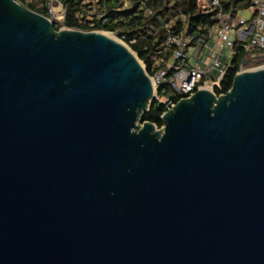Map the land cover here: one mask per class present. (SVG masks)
Here are the masks:
<instances>
[{
	"label": "water",
	"instance_id": "water-1",
	"mask_svg": "<svg viewBox=\"0 0 264 264\" xmlns=\"http://www.w3.org/2000/svg\"><path fill=\"white\" fill-rule=\"evenodd\" d=\"M132 51L0 0V264H264V67L157 129Z\"/></svg>",
	"mask_w": 264,
	"mask_h": 264
},
{
	"label": "trees",
	"instance_id": "trees-1",
	"mask_svg": "<svg viewBox=\"0 0 264 264\" xmlns=\"http://www.w3.org/2000/svg\"><path fill=\"white\" fill-rule=\"evenodd\" d=\"M23 6L46 15L47 0H17ZM61 0L65 8L61 22H54V29L69 27L84 31L103 30L114 32L135 52L145 66L148 75L167 68L173 51L164 48L169 34L185 33L191 44L201 38L206 40L210 29L215 25L213 13H205L198 0ZM225 12L231 17L249 6L248 0H219ZM103 14L98 17L99 14ZM167 24V26H165ZM264 63L261 54H247L240 44L232 47L225 73L213 86L216 95L226 93L240 66H256ZM159 96H172L177 102L182 94H173L167 84L159 85ZM166 107L163 102L152 99L143 113V120L163 125L161 115Z\"/></svg>",
	"mask_w": 264,
	"mask_h": 264
},
{
	"label": "built area",
	"instance_id": "built-area-1",
	"mask_svg": "<svg viewBox=\"0 0 264 264\" xmlns=\"http://www.w3.org/2000/svg\"><path fill=\"white\" fill-rule=\"evenodd\" d=\"M248 1L250 14L246 18L237 13L231 17L230 13L224 11L219 0H198L203 12L213 13L216 23L210 29L206 40L198 38L194 44H191V39L185 36L184 32L167 36L164 48L173 53L167 68L149 75L153 86V99L163 102L166 110L175 105L172 96L157 94L161 84H167L173 94L185 95L181 98L190 97L201 88L208 87L213 90V86L225 73L235 43L240 44L247 54L259 53L264 56V0ZM47 2L48 10L45 16L53 22H61L65 13L64 6L62 5V12L53 11L54 6L58 3L62 4L61 0H47ZM102 15L101 13L98 17ZM225 49L230 50L229 57L223 54ZM258 67H264V63L259 64ZM243 70L241 65L237 72Z\"/></svg>",
	"mask_w": 264,
	"mask_h": 264
},
{
	"label": "rangeland",
	"instance_id": "rangeland-1",
	"mask_svg": "<svg viewBox=\"0 0 264 264\" xmlns=\"http://www.w3.org/2000/svg\"><path fill=\"white\" fill-rule=\"evenodd\" d=\"M125 5H128V1L127 0H125ZM62 10H63V7H62V4H60V3H58L56 6H54L53 7V11L55 12V13H58V12H62ZM100 32H105V33H110V34H112L113 35V37H114V39H116V40H118V41H120V42H122L123 44H125L127 47H129L126 43H125V41H123V39H121L120 37H118L114 32H110V31H103V30H99ZM130 48V47H129ZM131 49V48H130ZM132 50V49H131ZM133 52V54L137 57V55L135 54V52L134 51H132ZM223 54L226 56V57H229L230 56V50L229 49H225L224 51H223ZM256 54H259V53H256ZM138 58V57H137ZM139 62H140V64L145 68V66H144V63L139 59ZM259 65H256V66H248V67H243V69L244 70H252V69H255L256 67H258ZM162 127V126H161ZM161 127H157V129H161Z\"/></svg>",
	"mask_w": 264,
	"mask_h": 264
},
{
	"label": "crops",
	"instance_id": "crops-1",
	"mask_svg": "<svg viewBox=\"0 0 264 264\" xmlns=\"http://www.w3.org/2000/svg\"><path fill=\"white\" fill-rule=\"evenodd\" d=\"M237 14L240 15V16H242V17H246L247 18L249 16V14H250V11H249V9L247 7L245 9L239 10L237 12Z\"/></svg>",
	"mask_w": 264,
	"mask_h": 264
},
{
	"label": "bare ground",
	"instance_id": "bare-ground-1",
	"mask_svg": "<svg viewBox=\"0 0 264 264\" xmlns=\"http://www.w3.org/2000/svg\"><path fill=\"white\" fill-rule=\"evenodd\" d=\"M101 33H103L104 35H106V36H108V37H111V38H113L114 39V37H113V35L112 34H110V33H105V32H101ZM116 40V39H115ZM120 42V41H119ZM122 43V42H121ZM125 45V44H124ZM206 89H209L208 87H205Z\"/></svg>",
	"mask_w": 264,
	"mask_h": 264
}]
</instances>
